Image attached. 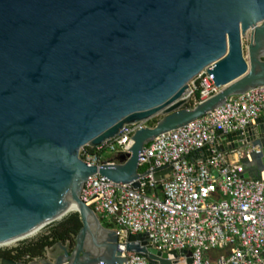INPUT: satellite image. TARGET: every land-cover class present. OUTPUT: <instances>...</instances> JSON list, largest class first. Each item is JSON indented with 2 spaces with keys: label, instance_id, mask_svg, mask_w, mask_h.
<instances>
[{
  "label": "water",
  "instance_id": "95a60500",
  "mask_svg": "<svg viewBox=\"0 0 264 264\" xmlns=\"http://www.w3.org/2000/svg\"><path fill=\"white\" fill-rule=\"evenodd\" d=\"M203 69L219 91L187 106L181 96ZM257 86H264V0H0V245L73 207L81 221L72 249L57 242L58 252L0 264H122L115 230L92 209L95 197L80 198L85 180L98 173L138 187V154L156 136ZM157 114L116 163L81 159L82 147ZM224 138L226 149L253 148L240 158L245 176L264 174V118ZM137 239L129 235L125 251L150 264L166 257Z\"/></svg>",
  "mask_w": 264,
  "mask_h": 264
},
{
  "label": "built area",
  "instance_id": "2783aa9c",
  "mask_svg": "<svg viewBox=\"0 0 264 264\" xmlns=\"http://www.w3.org/2000/svg\"><path fill=\"white\" fill-rule=\"evenodd\" d=\"M218 91L203 69L188 82L181 99L194 106ZM263 118L264 86H257L156 136L138 154V187L98 173L85 180L80 198L88 204L95 197L92 209L115 230L126 256L122 264H150L141 254L125 251L129 235H139L135 243L144 241L166 254L156 264H164L160 259L176 261L172 264H264V174L245 176L240 158L249 157L253 148L226 149L231 141L224 138ZM142 126H124L113 139L84 150L81 159L101 165L108 161L98 152H129L131 136Z\"/></svg>",
  "mask_w": 264,
  "mask_h": 264
},
{
  "label": "trees",
  "instance_id": "16d2710c",
  "mask_svg": "<svg viewBox=\"0 0 264 264\" xmlns=\"http://www.w3.org/2000/svg\"><path fill=\"white\" fill-rule=\"evenodd\" d=\"M189 106L193 105L191 101ZM153 118L149 119L146 123L151 126L155 124ZM157 121V120H156ZM89 151L91 148L87 147ZM101 158L104 159V151L98 152ZM102 225L109 227L108 224L102 222ZM81 227V221L77 212H70L62 219L51 225L45 232L37 235L34 238L19 241L15 246L10 248L0 249V260L2 258L17 261L28 262L34 258L42 257L47 251V247L55 250V244L62 242L70 249L74 246V238Z\"/></svg>",
  "mask_w": 264,
  "mask_h": 264
},
{
  "label": "rangeland",
  "instance_id": "374dc122",
  "mask_svg": "<svg viewBox=\"0 0 264 264\" xmlns=\"http://www.w3.org/2000/svg\"><path fill=\"white\" fill-rule=\"evenodd\" d=\"M247 43H248V39H247V37H244V38H243V49H244V53H245V46L247 45ZM186 103H187V102H186ZM185 105H186V104H185ZM161 116H162L161 114H157V115H155V116H153V117H151V118H153L152 120H155V123H156V120H158ZM151 118H149V119H151ZM149 119H147L146 121H144L143 124L147 126V123H146V122H147ZM145 123H146V124H145ZM153 125H154V124H153ZM87 147H88V146H84V147H82V149L80 150V153H79L80 157H81L82 153L84 152V150H88ZM242 149H244V148H242ZM118 156H119L118 153H107V154H104V159L102 158V160H103V161H108V162H109V161H110V162L112 161V162L116 163V161L118 160ZM230 158H232V156H231ZM51 225H53V224H51ZM51 225H48V226L43 227L42 229L38 230L37 233H35L34 235H32V236H30V237H27V238H24V239H22V240L30 239V238H34V237H36L37 235H39V234L45 232V231H46ZM42 231H43V232H42ZM22 240H18V241H16V242H14L13 244L6 245L5 247H4V246H0V249L13 247V246H15L19 241H22ZM48 248H49V247H47V250H48Z\"/></svg>",
  "mask_w": 264,
  "mask_h": 264
},
{
  "label": "bare ground",
  "instance_id": "6f19581e",
  "mask_svg": "<svg viewBox=\"0 0 264 264\" xmlns=\"http://www.w3.org/2000/svg\"><path fill=\"white\" fill-rule=\"evenodd\" d=\"M186 89H187V88H186ZM186 89H185V91H186ZM185 91H184V92H185ZM184 92H183V93H184ZM74 211H75V207H73V209H72L71 212H74ZM69 213H70V212H69ZM69 213H67V214H69ZM67 214H65L64 216H66ZM64 216H63V217H64ZM63 217H62V218H63ZM62 218H61V219H62ZM42 232H43V231H42ZM35 233H37V232H35ZM35 233H33L32 235H34ZM32 235H30V236H32ZM30 236H27V237H30ZM27 237H24V238H27ZM24 238H22V239H24ZM22 239H19V240H22ZM16 241H18V240H16ZM16 241L9 242V243H4V244H1L0 246H4V247H5L6 245L13 244V243L16 242Z\"/></svg>",
  "mask_w": 264,
  "mask_h": 264
},
{
  "label": "flooded vegetation",
  "instance_id": "af4514ba",
  "mask_svg": "<svg viewBox=\"0 0 264 264\" xmlns=\"http://www.w3.org/2000/svg\"><path fill=\"white\" fill-rule=\"evenodd\" d=\"M52 250H54V249H52ZM58 251H59V250H58L57 247H56L54 252H58Z\"/></svg>",
  "mask_w": 264,
  "mask_h": 264
},
{
  "label": "crops",
  "instance_id": "0c3cea01",
  "mask_svg": "<svg viewBox=\"0 0 264 264\" xmlns=\"http://www.w3.org/2000/svg\"><path fill=\"white\" fill-rule=\"evenodd\" d=\"M234 157V156H233ZM52 250V249H51ZM48 251V250H47ZM47 251H45V253H48ZM50 251V250H49ZM51 252V251H50Z\"/></svg>",
  "mask_w": 264,
  "mask_h": 264
}]
</instances>
